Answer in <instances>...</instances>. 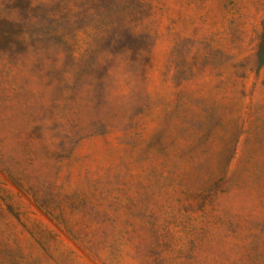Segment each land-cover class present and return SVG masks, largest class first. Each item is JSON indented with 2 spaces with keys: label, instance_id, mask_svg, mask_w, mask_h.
I'll return each instance as SVG.
<instances>
[{
  "label": "rangeland",
  "instance_id": "1",
  "mask_svg": "<svg viewBox=\"0 0 264 264\" xmlns=\"http://www.w3.org/2000/svg\"><path fill=\"white\" fill-rule=\"evenodd\" d=\"M0 264H264V0H0Z\"/></svg>",
  "mask_w": 264,
  "mask_h": 264
}]
</instances>
